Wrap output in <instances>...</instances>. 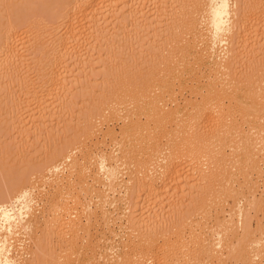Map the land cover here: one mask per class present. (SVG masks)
Listing matches in <instances>:
<instances>
[{
	"label": "rangeland",
	"instance_id": "1",
	"mask_svg": "<svg viewBox=\"0 0 264 264\" xmlns=\"http://www.w3.org/2000/svg\"><path fill=\"white\" fill-rule=\"evenodd\" d=\"M72 2H73V0H0V41L3 40V37L4 36H7L8 35L7 34V32H8L7 29L9 27H12L16 31V35H17V42H16L17 48H20V46L23 45L21 43H24V45H26L24 51H26V49H27L28 46H29V49H27V51L28 52L30 51V54L26 51L27 54H26V57H25V58H27L30 55L29 56L30 58L28 57L27 60H25L24 62L19 63L20 65L18 64V70L13 69L15 71L14 72L11 68L10 69H6V71L4 70L5 72L3 71L2 72L3 74L1 75L2 76L1 77V80H2V83L4 82L3 83L4 85L3 86L1 85L2 86L1 88H2L3 91L0 88V198L3 201V204L0 206V220H1L0 221V223H1L0 224V227H1V229H0V238L1 239L3 238L7 242H10L11 240H13L12 238L15 237L14 238L15 239L14 240V244H17V243L18 244L15 245L14 250L12 252V255L14 257L16 256L15 258L18 259L19 262H21V263L23 262V264H70V261H71V257H70L71 250L69 249V246H70L71 243L70 244L69 243L67 244L68 239L65 242L66 244L63 243L62 240H61V237L62 236L58 235L59 232H58V230H56L57 228L56 227L53 228V229L52 228L51 229L48 228V226H47L48 223L47 222H50L51 219L52 220H58L59 217H60L59 220L62 219V218L65 219V217L67 218V216H70L72 213H76V211H77V216H80V217L83 218V220H85V216L88 215V212H90V211H87V209H88L87 206H89L87 204L89 203L91 205V211H92L91 212L92 219H91V222H90L91 224H89L91 226L89 228H90V231H92V234L89 237H90V240L94 242V245L95 244L97 245V246L95 245V247H96V251H95L96 252V259H93V262H92V259H90L91 260L90 261L89 258L86 259L85 257H83L82 259L84 261L81 260V259L76 260V262L77 261H80L79 263H76V264H80L81 261H83L82 262V264H83L85 262V259L87 261L88 260L90 261V262H87L86 261L85 262L86 264H90V263L91 264H93V263L94 264H102L104 262V260H105V257H109V259H111V261L108 262V264H119V263L120 264H126L125 263L126 262L125 259L124 260H121L123 258H120V260H118L119 259L118 257L115 258V256H117L124 249V246H123L124 243L125 242L126 243L127 242H130V240H131L130 234L127 232V230L125 231V228L122 227V224H121L123 222L124 218H121L122 215H121V217H119V216L117 217L115 215L117 213V211H118V213L121 212V208H124V206L126 207V204L124 205L125 201H124V198H123V197H125V195H121V193L124 194V191H126L127 188H130L131 190H134L135 189L133 191V194H134V197L136 195V198H137L138 195H139V193L143 190L144 193L143 192H141L143 194L140 193L141 194L140 196H141L142 199L140 198V200H138V206H140V203L141 204H144L143 201H145V199H146L145 196L147 195V193L145 191H146V188H147V185H148L147 182H151V181H152V183L154 182L153 184H155L154 186L157 189H160L161 187H163L165 185L164 182H166L167 186L169 185V187H167V189L165 188V190H168V192L165 193V195L167 194V196L169 198L168 200L171 199L172 201L170 200V201L166 202V199L167 198H165V197H167V196H165L164 198H162V200H160L161 197H159L158 200H157L156 197L162 195V193L160 195V191L162 190V189H160L159 190V195H157L155 197L156 200H154V201H157V206L156 207H158V208L155 207V210L152 212V214L154 216L151 214L152 215L151 216L152 217L151 218L152 221L150 223V224H153V223L156 224V228L157 229H155V231H154L155 233L157 231L159 232L161 229L163 230V228H164V230H165V228L168 229V230H165L166 233H168V234H166L167 236H165L167 238L168 242H167V240H166L165 237L160 236L161 233L165 232L164 230L163 231H160L159 235H158V232L156 234V236H159V240L158 241L160 243L161 242L164 243V240H165V245H166L165 249H163L165 245H163L162 243L160 244L158 242V244H160L159 245L160 248L163 246V248H161L162 249V252H161V249H160V251H159L160 253H158V256H160V254H162L161 256H163L165 258V261L167 260L168 263H171L172 262L171 264H174L177 261L175 259H179L181 261L180 264H184V262H186L187 259H186V257L181 256L183 254H181L180 251H178L179 247L181 248V246L179 245V244H181L180 242H184V245H186V243H187L188 246L194 248V245H195L194 243H195V240L198 237V235H201L203 233H205V234L208 233L210 235L211 233H213L212 232V230H213L212 227H215L218 224V221L221 218L223 219V215L225 213H227V214L229 213L228 210H229L230 206H233L236 203H239L241 205H244L245 208H246L245 210L247 211L246 212L247 213V215H246L247 218L245 220V224L244 225L246 227L247 226L249 227V234L254 233L256 236H260L261 231L264 230V201H263L264 200V163H263V160L264 159L262 158V157H264V155H263L264 150H262L260 152L261 154L259 153V160L261 159L260 160V166H261L260 168L263 169L262 172L259 173V174L256 173L257 170H256V172L254 171L255 169H253V165H252L253 163L252 162H250L248 164H245V161L243 162L244 157H243V154L242 153H241V157H240V155L238 156V158L243 162V164H241V165L239 164V165L242 166V167L243 166H246V167H243L244 168L243 171H246L247 170L248 173L250 174L249 177L252 179L251 182L255 181L254 182V188L257 186L256 187L257 190L255 189V191H257L255 193V196H256L257 199L256 198L254 199V197L252 196V193H253L252 190L254 189L252 187V183H249L248 181H246V177H244V176H246L245 173H247V171L244 173L243 171H241L242 170V167H240L241 170L239 168L233 167L235 170L236 169L238 170V171L236 170L237 174L240 172L238 175L235 176V178L238 177L234 181V185L236 187L235 188V192L234 191H233L234 193L232 192L233 193V196L231 194L229 195L230 197L227 196V198L229 200V203H226L225 204V207L228 210H227V212L226 211L225 212H220L221 214H219V216H220V219L218 218L219 220L216 219L217 218V214L215 212L216 205H214V204H213L214 206L212 205V203L214 201H212L210 198L209 199H206V201L204 200V202H203L204 204L201 203V201H194V202H192L200 194H198V191H195V192L192 193L191 190H190V188L192 187V185H194V182L195 183L197 182L196 181L197 177H195V176L193 177L192 176L193 175V171L190 172L191 174L190 173L187 174V176L190 174L192 177L191 176L190 177L188 176L189 178L186 179V174L185 173H187L189 171H187V172L184 171V168L187 167L186 160L188 159L186 157V155H184L185 152L182 153L181 158L180 157L177 158L178 162L176 163V164H178L177 166H179L180 168L182 167L183 173L185 172L184 173L185 175L182 173V169L180 170V168L178 167V169L181 171V172H179V170H178V172L181 175H179L177 173H175L176 175L175 174L173 175V177L174 176L175 177L177 176L176 178L174 177V179L176 181H174L173 179L170 180V178L172 176H170V178L167 181L165 180V179L168 178L163 173L164 172L163 168H164L165 164H162V166L164 165L163 167L160 165V167L157 170H154V171H151V172L149 170H146V169H148L147 166H146V164L148 163L147 162V159L149 158L148 156H150L151 152L153 151V149H151V148H155L157 146L158 147L159 146L162 147V145L165 147L167 145L166 144L167 137L165 135H162V134H164V131H165L166 128L167 129L171 128L168 131L169 132L170 131L173 132V135L172 136H174V138H177L178 139L179 137H181L183 135V132H179V131H182L183 130V127L184 126L183 127L181 126L183 124V122H181L182 124H180V126L175 127L176 125L174 124V122L173 121H169L170 119L171 120L173 119L171 116L167 117V120L168 121L166 119H163L164 120V123L165 124L167 123L166 124L167 126L165 127V129L163 128L164 126L162 127L163 129H159L161 127V125L159 126L156 123L157 121H156V118H154V117H155V115H157V111H155V110L158 109L159 110L158 111L159 115L161 114V116H162V111L164 109H166V111H167V108H168V113H169L170 110H172L171 112H173L174 107L177 108L176 107L177 104H178L177 102H179L180 103V106H181L180 107L181 112H180V116L179 117H184L185 116V113H186L185 110L188 109V111H190L193 103L194 104L197 103V102H198V104H201L202 103V101H200V98H201L200 92H198L196 94V91H195V93H194V87L196 86L197 83L195 81H192L191 79L189 81V78L186 77V74H183L184 75L183 77L180 76V78L182 77L181 79L183 80L182 81L180 79V83L182 82L180 84L179 83V77H176L177 76L176 75L177 70L175 69L176 70L175 71L173 69L174 67L172 69H170L173 65L175 66V64H176V60L175 59H177V56H176V54L174 53L173 50H174V48L177 47L176 46V43L179 42L178 41L179 39H177V42H176L175 41L176 40L175 38H177L176 37L177 34L175 35V33H174V35L172 37V35L169 33L172 29H170V27L168 28L167 26L169 24H172L173 25V22L171 23L169 21L170 23H167V26L166 25L165 26L163 25V24H165V23H163V21L165 22V20H166V22H167L169 20V19H165L164 18V17H166L168 15V13L171 14V17H170V15L167 16L168 18L170 17V19H171L172 17H174V14L172 15V13H171L170 10H172V11L178 10V12H176V11L175 12L176 13L182 12V15H184L185 14L184 11L186 12V10H188V8H190L189 1H187L188 4L185 3V2L182 3L183 1H181V0L178 3H174L175 1L173 2L172 0H154L153 3L152 2L151 3H148V0H144V1L140 0V1H138L137 3H139L140 5L144 4L145 6H148L152 10L153 13H151V16L148 15L149 17L154 18L152 16H155L156 14H157L156 16H158L157 19L155 18V19H152V20H151V18H150V20H145L144 18H140V19H144V20L137 19V21L140 20L138 22L139 24L137 23L138 27H136V24H135V27L130 25V24L134 25V22H132L133 19H132V21L131 20L129 21L128 19L129 18L131 19L133 17H137L136 14H135V16L130 17L131 14H132L131 11H130V9H126L124 11L117 10V13L116 14H114V13L113 14H110V17L111 18H113V17L114 18L116 17V19L118 18L117 19L118 22H116V20H115V23L113 22L114 24L113 25H110L111 27L109 29H110L111 33H115V32H118V30H120V25H121L120 23L123 22L125 24V22L127 23V21H129V23H127V24H129V26H127L126 24L125 25L127 26V28H126L128 30L127 32L130 31L129 32L130 34L132 32L134 33V34H132V36L134 37V38L132 37L133 40L130 37L131 35L129 34L130 35L129 36L124 31L125 30V27L123 26L124 25L123 23H122L123 24L122 26H123V29L124 30L121 29L122 31L119 34H121V36L125 34V36L127 38L129 36L130 37L129 40H131V43L136 44L134 46H136L137 48H138V46L140 47V45H138L135 42L136 37H137L136 34H140L138 36H140L142 38V41H144V38H145V40H147L148 42H150V44L148 45L146 43L147 41L146 42L144 41L145 43L141 41V43H142L141 45H144V46L146 45L149 48L147 49L146 46H145V48H142V49L140 48L139 50H137L138 52L139 51L140 52L139 53H137V51L135 52L136 57H133V56H130L129 55V52H128L129 49L127 48L128 47L127 45L128 44H131L130 41H128V43L125 44V41H127V40H125V41L122 42L121 39L118 38V37H117L118 38L117 41H114L115 42L114 43L115 44L114 47L111 46V45H109V44H107V42H103L101 40H99V41H95L94 39L92 40V39H90V37L91 38H93V37L90 36V35H88L89 37L87 39H86V35H85V38L84 39H86L85 40L86 43H85V41H82V40H84V39H82L81 40V45L78 43L79 41H75V43H74V41H72L74 39H72L70 41V45H74L73 48H75L76 50L74 51L73 49H71V53L69 54V56L67 58V64H65L68 70H65V69L64 70L66 72L67 71H70V70L71 71H76V68H78L77 70L80 72L81 76L78 75L79 73L77 71H76L77 72V75H76V73H74V74L71 73V74H69V76L71 75L70 77L69 76L68 77L66 76L65 77L66 79L67 78L68 79L71 78V79H70V81L69 80L66 81L67 82L66 83L67 85L65 84V81H64L63 82L64 85H62V86H63V88H64L65 85L67 87H65L64 90H62V88H61L60 90H58V93L55 92L56 95L55 94H53V95L51 94V95L46 96V101H48V103L46 104V106L49 108V109H47L46 106H44V104H43V102H45V100L44 101L41 100L42 102H40V99L35 98L34 97V94L39 89H40L39 91H41V85H42L41 81H43V79H42V72L43 71L42 70H43V68L46 65L48 66L49 54H50L49 47H51V43H52L51 41H48L49 40V34L54 37V35H56L55 34L56 29L57 30L62 29L63 32H64V30H66V29H63L64 26H65V24H66V21H65L66 18H65V16L69 12V10L71 9L70 7H72L71 6L72 5ZM154 2H156L157 4H155ZM171 2H172V4H171ZM190 2H191V0H190ZM173 4H174V6H173ZM252 4L249 3L248 5L251 6ZM160 9L162 10L160 13H164L163 12L164 10L166 12L168 11L167 14L165 13V16L163 14V16H164L163 18L164 19H160L159 18V11H160ZM206 10H205V12H203L200 15V16L203 17L204 20H207V18H210V16H211V15L210 16L208 15V14H211L210 11H208V10L206 11ZM207 12H209V13H207ZM176 13H175V15H177ZM111 15H114V16L112 17ZM179 15H181V14H179ZM179 15H178V17H179ZM160 16H162V14ZM178 17H176V18H178ZM137 18H139V17H137ZM145 18H148V17H145ZM158 19L162 21L161 24L164 27H162L161 25L154 26L155 29H156V27H161V29L160 28L158 29V31L160 33L156 31V33H157V36H156L155 33L153 32L155 30L148 29V27L151 26V25L149 26L148 24L149 23L151 24L154 20L158 21ZM125 20H127V21H125ZM80 21L81 22H75V24H76V27H78L77 29L81 31L84 28L86 29V27H88L89 20L87 22V20L85 21V19L82 18V20H80ZM173 21H174V18H173ZM252 21H253L252 22L253 25L255 24L256 26H258L257 27L258 29L256 28L258 30L257 31L258 32L257 33L258 36L256 35L255 38H253L252 40H250V43L248 41V43L250 45L252 44V46L248 50H246L244 48L240 49L242 52H244L243 53L244 55L247 52H248L247 53L248 55L246 54L245 57H244V55L241 52V54L243 55L242 57L244 59L241 63L244 64V66H242V64H240V65L238 64L237 70H235L237 72V74H238L236 78H238L240 80L239 81V83H240L239 86H242L243 89H245V91L247 93L244 92V91H241L242 90V87H238L240 91L237 89L238 90V93L234 92L233 95L235 96V94H236L237 95V99L239 97L238 95H240V99H238L237 102H236V101H234V99H233L234 97H233L232 98V102H231V104L234 105V108H232V109L236 111L235 113L237 115V119H238L237 121H239L240 123L242 121V123L244 124L245 122H243V120L245 121V119H247V118L249 119L250 118L249 120L247 119L248 120V123L246 122L244 124V126L246 128L248 126L251 127L252 124H254L256 126L255 128L261 126V125H258V124H261V123L264 124V117H263L264 108L262 109V107L260 105V104H264V103H262V102H264V96H259V99H258V96L257 97L254 96L255 94H253L252 91L249 90V89H251V84L258 79V76L255 75L259 71V67L257 69V66L258 65L257 66L255 65V64H257L256 62H257V59L258 58L256 59V61H255L254 58H256L255 56H259V55L261 56L262 55L261 54L262 52L259 53L258 50H257L258 49L257 48V46H258L257 44L264 43V40H263L262 35H261V34L264 33L263 32L264 31V27H263L264 26V22H263L264 21V18H263L262 13L261 12H258V10H257L255 12V14H254V18H252ZM130 22H132V23H130ZM80 25H81V27H80ZM122 26H121V28H122ZM173 26H175V24ZM130 27H134V28H130ZM167 28L170 31L167 32ZM174 28H176V26ZM123 31H124V34H123ZM151 31L154 34H152ZM52 32H53L54 35L51 34ZM141 32H144V33H141ZM57 36L58 35H56L54 38H56ZM125 36H123L121 38L126 39ZM174 36H175V38H174ZM37 37L39 39L41 37V40H40L41 42L42 41H44V42L45 41L46 42L48 41L47 42V45L48 46H47L46 49L44 48L45 50L42 49L41 51L38 50V52L32 53L33 50H34V47H32L34 45H32V44H34V43L36 44L37 43V41H36V39H38ZM53 37H51V38H53ZM140 37H137V40L139 39L138 40L139 43H140V40H141ZM178 37H179V35H178ZM51 38H50V40H51ZM250 38H251V36H248V39H250ZM32 39L34 41H32ZM119 39H120V42H119ZM19 40H20V43H18ZM30 40H31V42H30ZM155 41H157V43H155ZM32 42H34V43H32ZM83 42H84L85 45L83 44ZM19 44H21V45L18 46ZM27 44H28V46H27ZM75 44H77V45H75ZM82 44L84 45V47H83ZM171 45L172 46L174 45V46L172 47ZM182 45H183L182 42L181 43L179 42L178 46L181 47ZM31 47L33 48L32 51L30 50V49H32ZM170 47H171V49H170ZM23 48H24V46H22V48H20L19 50H20V52L25 53L22 50ZM70 48H72V47H70ZM79 51H82V52L84 51V53H78ZM107 53H109L111 55L106 57L105 54H107ZM77 54H79V55H81V54L82 55H85V57L84 58L83 57H81V58L79 57L78 58V57H76ZM148 54H150V55H148ZM114 55H116V56H114ZM150 57H151V59H150ZM173 57H174V59H173ZM77 58L80 59V60H77ZM130 58H131V60H130ZM134 58H135V60H134ZM224 58L225 57H222L223 60H225ZM117 59H118V61H117ZM88 60L89 61L90 60L91 61L93 60L94 61V62H92L93 65L97 61L98 62L99 61L101 62V60H102V63L105 60L106 61V64H107L109 62V60H110V62L108 63L109 65H107V66L112 65V66H110V67L107 68L106 67V64L98 63L96 67L93 66L92 64H89V66L91 65L92 67H94V75L97 76L96 79L92 76L93 77V82L92 83H94V85H91L92 83L90 85L92 87L94 86L93 89H88L87 87L89 86V88H91V86L90 85L87 86L84 83V82H86V78H85L86 75L85 74L87 73V75H88V74H90L89 73L90 71L92 72V70H91L92 67L91 66H90L91 69L88 68V67L85 68L86 65L83 68L84 62H86V61L88 62ZM95 60H96V62H95ZM78 61L81 64H77ZM253 61H255L254 66L251 65L253 63ZM3 62H4V60H3ZM0 64H2V62H0ZM171 64H172V66H171ZM4 65H5V63H4ZM249 65H251L252 68L249 69L248 68ZM168 66H171L168 70H170V71L173 70V71H171L172 74H169V75L167 73H165V72H169L166 69ZM255 66H256V68H255ZM86 69L89 70V71L87 72ZM256 70H257V72H256ZM11 71H13V72H11ZM17 72H18V74H17ZM13 73H14V75H13ZM163 73L165 75L167 74L171 79L173 78L171 75L174 74L173 75L174 76L173 80H171L166 75L168 77V80L169 81L168 80L165 81L167 79V77ZM19 75H21V76H19ZM65 75H68V73H66ZM163 76H165L166 79H164L165 77H163ZM25 77H28L29 78L28 79V82L29 83L26 85V88L23 85V87L25 88L24 89L21 86H22V84H24V82L22 83V81H25V79L27 80V78H25ZM4 78H5V80H4ZM19 78H22V79L19 80ZM23 78H25V79H23ZM158 78H163V80L165 81V83H164V81L161 80V82L163 81L162 83H164L162 85L164 86L163 88H165V91H164L163 88H159V84H161V82H160V80ZM175 78H176L177 82H176V80H174ZM186 79H188V80H186ZM74 80L75 81L76 80H78V81L79 80H82V82L79 81V83H80L79 85L81 87H79V85H76L78 87L74 86L75 83L78 84V82H75ZM150 81H151V83H150ZM156 81H159V84ZM191 81L193 82L192 84H194V87L192 86ZM70 82H74L72 84L73 86L71 85ZM171 82L174 83V84H172L173 86L171 85ZM186 82H187V84H186ZM242 82H243V84L245 83V85H243V84L241 85ZM82 83H83V85H82ZM147 83H150L149 86H150V88L152 90L151 91V94L153 96L152 95L151 96L150 95L147 96V95L144 94V92L146 91V90H144L145 89V85H146V88L147 87L149 88V86H147ZM152 83H155V85L151 86ZM156 83H157V85H156ZM84 84L87 87L84 86ZM166 84L169 85V88H167L168 86ZM189 84H191V85H189ZM249 84H250L249 87L248 86L245 87L246 85H249ZM31 85H32V87H34L33 89L31 87ZM188 85H189V87H188ZM204 86L205 85H203V86L201 85L200 87L198 86L200 88V89L199 88L198 89L199 90H202L203 93H205V91H206V88ZM172 87L174 89H172ZM191 87H193V90H192ZM201 87L202 88L204 87L205 89L204 88L201 89ZM27 88H29V89L27 90ZM34 89H35V91H34ZM66 89H69V91H68L69 93L67 92ZM170 89H172V90L170 91ZM195 89H197V88H195ZM162 90H163V93H162ZM1 91H2V93H1ZM26 91H27V93H26ZM130 91H132V92H130ZM142 91H143V93H142ZM63 92L64 93L66 92V93L64 94ZM126 92H128L127 94H131L133 97H135L136 94H139L140 95L142 93L140 95L142 99L138 95V97L140 99L135 98L134 100H136V104H134V105H137V102H140V104H141L142 101H140V100L146 99V102H145L146 104L143 103L145 101L144 100L142 102L143 104H141V106H140V104H138V105L140 106L139 108H142L143 105L144 106L146 105L147 107H145V108H146L147 111L144 109V107L142 108L141 111L139 109V111H140L139 112L137 110L138 109V106L137 107L135 106V108H131V106H127V107H130L128 109H131V110L132 109H136V111L135 110L134 111L137 112V114H139V115H141V113H146V114H142L140 116V119L139 120H141V121H137L140 124L136 122L137 124H139V127H138V125L136 126V124H134V126H133L132 123H134V122L128 123L129 120L127 122L126 117H128V113H129V111L127 112L128 109L123 110V111H126V112H123V114H122V112L121 113H118V114L117 113L114 114L113 112H110V110H109L110 113L107 111L108 112L107 115H106L107 117L106 116L105 117L104 116L102 117V116H100L98 114V109L100 107V103H103V102H107L108 101L107 104H110L109 106H111L113 104L111 102L113 100L112 97H113V95L115 93L116 94L117 93L118 94L119 93L120 94H122V93L123 94L124 93L126 94ZM60 93L61 94L63 93L62 95L65 96L66 99L63 96H60L61 95ZM145 93H147V92H145ZM170 93L173 94V95H171ZM244 93L247 94V95H250V96H251V94H253L251 96L253 99L250 96L249 97L252 100L249 99V97L247 95H244ZM248 93H250V94H248ZM57 94H58V96H57ZM148 94H150V91L148 92ZM35 95H37V94H35ZM142 95H144L145 98H143L144 96H142ZM51 96L54 97L55 100ZM109 96H111V97H109ZM146 96H147V98H146ZM154 96L155 97L157 96L159 99H157V97L155 98ZM48 97L49 98L51 97L52 99H49ZM196 97H197V99H196ZM246 97H248V99ZM148 98L150 99L151 102L148 101L149 100ZM151 98L152 99L154 98V100H156V99L157 100H161L162 99L161 101H158L159 106L156 104L157 102H155L153 100V102H154L153 105L155 106V107H153V109L155 108L154 111L156 113L155 112L152 113V111L149 112V110L152 109V105H151L152 104V99ZM235 98H236V96H235ZM28 99H29L30 103L27 102ZM47 99H49V100H47ZM60 99H61V101H59ZM188 99H190V100H188ZM241 99H243L244 103L246 102L244 105L242 104L243 101H242V103L239 102ZM262 99H263V101L259 104L258 102H260ZM34 100H35V102H34ZM56 100L58 101V103H57ZM186 100H187V102L190 101L191 103L192 102L193 103L190 104V102H189L187 104L188 106H186V103H187ZM196 100H197V102H196ZM253 100H258V102L256 101V104H253L252 105L253 107H251L252 108L251 109L250 106H247V105L248 104L251 105L250 102L254 103ZM10 101H15V102H10ZM226 102L228 103L229 100L227 99ZM61 103H63L62 106H65L66 108L65 107H61ZM148 103H151V104H149L151 106H149ZM189 104H190V106H189ZM238 104L241 105V106H237V109H238V107L239 108L241 107V109L243 111H244V109H243L244 106H245V108L249 107V108L245 109V111L249 109L248 110V113L250 114V111H251V114H250L251 116H249V114H245L247 111L245 113L244 112L243 113H240V111L242 112V110L239 109V111H238L236 109V105H238ZM233 105H231V106L233 107ZM25 106H29V107L26 109ZM40 106L42 108H44L45 114L42 113L43 111L41 112V107ZM156 107H157V109H156ZM158 107H160V108H158ZM259 107H261V108H259ZM16 108L17 109H19V108L20 109L25 108L26 110L23 109V112H25V113L28 112V113L25 114V117H24L25 119H23L24 123L22 121H18L19 122V124H18L17 121L13 120V118L11 116V113H10L12 110H10V109H13V112H14L16 110ZM62 108L65 109V110H63ZM257 108L259 110L261 109V111H262V113L260 115H258L259 112H257V113L254 114V111L255 112H256V110L258 111ZM160 110H162V111L160 112ZM178 110L179 109L177 108L176 111H178ZM191 110H193V107H192ZM166 111H164L165 114H166ZM147 112L150 113L149 116H148ZM182 112L184 113V115H182L183 114ZM61 113H62V117L60 118V123L58 124L59 125V127H58V126H56L58 122H56L55 119H56V117H58L57 115L60 116ZM41 114H43L44 117H46L48 115V117H46L45 119H43V118L41 119L40 116L41 117L43 116ZM50 114L51 115L54 114L52 116L54 120L51 118V116H49ZM244 114L246 115V117H245ZM98 115H99L100 118H98ZM108 115H109V117H108ZM29 116H32V117L31 118H28ZM150 116H151V118H150ZM161 116H159V118H158L159 119V121H158L159 123L163 122V121L160 122V120L162 119ZM252 116H254V117H252ZM157 117H158V115H157ZM244 117H245V119H244ZM255 117L256 118L258 117L257 118L258 120ZM37 118H39L40 120L37 119ZM123 118H125V119H123ZM146 119H147L148 123L146 122ZM149 119H150V122H149ZM154 119H155V122H154ZM175 119L176 118H174V120ZM259 119H260V121H259ZM43 121H44V124L43 125L46 126V127L42 126ZM102 121H103V123H102ZM47 122H48V124H47ZM258 122H260V123H258ZM96 123H98L99 125L96 124ZM94 124H96L97 127L99 126L98 128L100 130L98 129L99 130L98 131L99 133L97 132L92 137L90 135V132H92L91 130L94 127ZM101 125H102V127H101ZM131 125H132V127H131ZM142 125L144 127H147L149 125V127H147V129L149 128V130H146V128L144 129V127ZM155 125H156V128L158 126H159V128L156 129L155 128ZM151 126H153V127H151ZM43 127L45 129H43V131H39V129L41 130V128H43ZM36 128H38V129H36ZM134 128H136L137 131L139 129H141V130L143 129V130L142 131L140 130L138 132L135 131L137 133L135 134V132H134V134L132 135L133 137H132L131 134L135 130ZM150 129H151V131H150ZM44 130H45V132H44ZM50 130L52 132H50ZM130 130L131 131L133 130V131L130 132ZM144 130H145V132H144ZM152 130L155 131L154 134H153V131ZM160 130L163 131V133ZM27 131H28V133H27ZM46 131H47V134H46ZM147 131L149 132L148 134H150V135L151 134H153V135L156 134V135H159V137H157L155 135L156 136V140H155V138H154L155 136L151 135V137L153 139H150L149 140V138H151V137H150V135L146 134ZM104 132H106L107 134L104 133ZM143 132L146 134V135L144 134L145 136H143V138L146 137L145 139H142L141 138V136H142L141 134H143ZM172 132H170V133H172ZM38 133H40V134H38ZM48 133H49V135H48ZM138 133H139V136H138ZM104 134H106V135H104ZM128 135H130L131 137L130 136L128 137ZM134 135H135L136 138L138 136V139L141 142L144 143V144L143 143L142 144L145 147L142 144H141L142 146H139L140 145L139 144L140 141H136L138 139L134 138ZM147 135L149 136L148 138H147ZM126 137H128V139ZM96 138H97V140L95 142V139ZM120 138H121V140H120ZM158 138L160 139L159 143L157 142L158 141L157 140ZM114 139H116L117 141L115 142ZM100 140H102V142H104L106 144H103ZM134 140L136 142H138V143H136V145L134 143L135 142ZM153 140H155V141H153ZM81 141H82V143H81ZM97 141H98V143H97ZM161 141H162V143H161ZM75 142H77V143L80 142L79 144H81L80 147L77 149L78 151L76 150V152L74 154L75 156L77 155L76 156L77 158H79L81 160H84L83 162H81V160H79L80 163H81L80 166H82L81 169H77V170L75 169L74 170V166H72L73 165L72 164L73 162L67 161V162H65V165L62 166V169H60V167L58 168V169H60V171L58 170L59 173H60L59 174L60 175V178L59 179H57V178L55 179V177H53L51 175V172L50 171H52L51 169L54 168L52 166L49 168L48 171H44L43 172V167L46 164L45 161L47 160V157L48 158H49V156H52L53 157L54 154H55V152L58 151V149H63V150L66 149L65 151H67V149L68 150L70 149L69 147L72 144H73L72 145L73 147L75 146L74 144H76V146H77V143H75ZM129 142H131V143L129 144ZM132 142H133V146L134 147L131 146L132 145ZM154 142H156V144H152L153 147H152V145L151 146L148 145V143L150 144V143H154ZM94 143H95V145H94ZM100 143L102 145H100ZM96 144H98V146ZM122 144H124L126 146V148L129 150V153H132L133 156L131 154H129V155L128 154L127 155L122 154V153H124L123 150H125V148L123 147ZM126 144L127 145L129 144V145L127 146ZM135 146H136V148H135ZM120 147H121V149H120ZM164 147H162V148H164ZM169 148L171 150V147H169ZM172 148H173V146H172ZM179 148L181 150H184L185 151L186 146L184 145V147H183V145H182ZM143 149L144 150L146 149L145 151H147V152H145ZM112 150H113V153L115 154V156L112 153ZM148 150H150V151H148ZM94 151H96V152H94ZM101 151L103 153L107 154L108 157H111L112 156L110 158L111 159V162L110 163H112V164H114V163L116 164L115 160L120 157L119 158L120 160L117 159L118 162H119V163L118 162L117 163H118L119 170H120V171H118L119 172V178L120 179H124V180H126V179L128 180V181L127 180L126 181L123 180L124 183L125 182H127V183L124 184L122 182L123 185L118 187V190L121 189L120 190V194L116 192V199L118 197V200H116V206H118L117 207V210H115L114 206L110 205L109 203L106 206V208L109 207L108 208L109 209V213H111V214H112V210L113 209L115 210L113 212V214H114V217L116 216V218H117L116 221H115V219L113 221H111V225H109L110 228H111L110 231H109V228H108L109 226H107V224H106V219L104 218L105 216H103V209H105L104 208L105 206H102V204L100 206L96 202L97 200H98V203L100 202L99 199H98V196L96 194H99L98 191H100V190L102 191V188L101 187H103V186H102V184L95 183V182L93 183L94 185L90 186L92 184L91 181L93 180L92 177H94V175H93L94 173H92V172L97 171V168H96L97 166H95L97 159H95V158L96 157L99 158L98 157V154L99 153L101 154L102 153ZM135 151H137V152H135ZM164 151H166V150H164ZM227 151H228V153L231 152L230 149H229V146H228V150ZM88 152H90V153L88 154ZM149 152H150V154H148ZM95 153H96L97 156L95 155ZM90 155L95 156V158H93V156L91 157ZM162 155H164V153L161 154L160 156H162ZM88 156H90L91 159ZM126 156H129V157H126ZM138 157H140V158H138ZM82 158H84V159H82ZM242 158H243V160H242ZM93 159H94V161H93ZM90 161L93 162V163H91ZM44 162H45V164H43ZM69 163H70V165H69ZM204 163L205 162L202 161L201 164H204ZM238 163H240V162H238ZM55 165L56 164L54 163L53 166H55ZM197 165H198V163H196V166ZM247 165H249L250 167L247 166ZM191 166L192 167L193 166L195 167V165H193V164ZM72 167H73V169H72ZM236 167H238V164H237ZM142 171L144 173H142ZM147 172H150L149 173L150 175ZM133 173H134V175H133ZM70 175H72V176H70ZM122 175L124 176V178H123ZM146 175H148V176H146ZM127 176L129 178H127ZM30 177L35 178L36 179V184H38L36 186V188L34 189V194H31V196L27 198V200L30 203H32V204H30V207L27 210L28 214L26 213L27 216L29 215L30 224L26 228V230L24 228H21L19 226V224H14V229H13V231H14L13 232V235L14 236L13 235L9 236L8 235L9 233H8L7 229L5 228V226L6 227L7 226L10 227L13 224V223L10 222V215L16 216V213L17 214H20V215H23V213L20 211V209H21V207H22L23 204H22V199L21 198H17L15 200V202L11 205V206H14V207H12L13 209L11 207L9 209V210H12L13 213L12 212H8V209L7 208H8V205H10L9 204L10 201H8V199H11L12 194L15 193L17 190H20L21 187H22V185L24 184V182L28 178H30ZM102 177H104V175ZM61 178H62V180H61ZM132 178H133V180H132ZM138 178H139V180H138ZM143 178H146V179L144 180ZM184 178L186 180H189L190 181V184L189 185L185 182L186 180ZM129 179H131V180H129ZM140 179H143V181L140 180ZM177 179H179V180H177ZM59 180H60V182H59ZM137 180L138 181H141V183L140 182H137ZM142 182L144 184H146V185H144ZM172 182H174V183L172 184ZM138 183L144 185L143 186L144 188L140 192H137V189H138L137 186H139L140 189H141L142 185H140ZM126 184H128L129 186L127 187ZM99 185H101V186H99ZM134 186H136V187H134ZM207 186H205V188ZM93 187H94V189H93ZM98 187L100 188V190H97ZM121 187H123V188H121ZM205 188H203V189H205ZM169 193H171V195H169ZM91 195L93 197H91ZM131 196H132V193H131ZM121 197L123 198V201H122V198ZM181 197H183V198H181ZM234 197L236 198L235 201H234ZM178 198L181 199L180 201H182V202L178 201ZM125 199H127V197H125ZM147 199H148V196H147ZM183 199L185 201H183ZM218 199H219V196H218ZM260 199H261V201H262L263 204H261V202L259 204ZM87 201H89V202H87ZM135 201H136V199H135ZM175 202H176V204H175ZM195 202H197V203H195ZM209 202H211V203H209ZM180 203H181V207L182 208H180ZM192 203L194 204V206L192 205ZM207 203H208V205L209 204L212 205V206L209 205L211 208L207 205ZM6 204H8V205H6ZM177 204H179V205H177ZM31 206H32L33 209H31ZM199 206H201V207L199 208ZM86 207H87V209H85ZM102 207H103V209H102ZM183 207H184V209H183ZM206 207H209V209H211V210H212L213 207H215V208H213V211H212L213 213L210 214V215H207L206 214V211L203 210ZM261 207H262V209H261ZM136 208H137V206H136ZM30 209H31V211H34V212H30ZM177 209L179 210V212L177 211ZM181 209H183V210H181ZM88 210H90V207H89ZM180 210L182 212H180ZM30 213L32 214V216H30ZM188 213H191L190 214L191 217L189 218V220L187 222H185L184 224L181 225V223L179 222V220L181 219L182 216H180V214L183 215V216L184 215L187 216V215H189ZM113 214H112V216H113ZM155 216H158V217L155 218ZM160 216L161 217L163 216V218H161ZM176 217H178L179 219L176 218ZM153 218L156 219V220H154ZM161 219H163V220H161ZM226 219H227V217H226ZM215 220H216V222H215ZM178 222L180 224H178ZM247 222H248V225H247ZM108 224H110V222ZM260 224H261V227H259ZM89 225H87V228H88ZM113 227H114V229H113ZM192 227H195V229H196L195 231L196 232H191ZM119 228H121V229H119ZM172 228H173V230H172ZM180 229H181V231H180ZM26 231L29 232V233H27ZM115 232H119V233L115 234ZM196 233L198 234V235H196L197 237L195 236ZM243 233H244V230L242 228H240V229H238V231L232 233V235L230 236V240H232V243L234 242L233 245L235 244L236 247H238V249L240 247L239 246L240 244H239L238 241H239V238H241V236L243 235ZM67 235H69V234H67ZM111 236H113V238ZM114 236H115V238H114ZM201 236H205V235L203 234ZM9 237H11V238H9ZM36 238H37V240H36ZM87 239H89V238L87 237ZM87 239L86 238L83 239L84 241H83L82 244H84V246L82 244H80L82 246L79 245L78 248L80 250L79 249H78L79 251L77 250V254H82L83 255V253H85L84 255H86V253L87 254H91L92 253V249L91 248H90L91 250L88 249V247H91L90 240L88 241ZM107 239L108 240L110 239L112 241L111 242V245H110V241H108ZM177 239H179V240H177ZM245 239L243 237L241 239L242 242ZM241 240H240V243H241ZM246 241H245V244L241 243V245H246L245 247L247 248L248 246H251V245H249L247 243L248 241L247 242ZM80 242H82V241H80ZM97 242H98V244H97ZM112 243L114 244L113 246H112ZM170 243L171 244H176L177 243L178 245L176 244L175 246L176 247L179 246V247L176 250L177 251V255H176V251H174L175 254H173V252H172L173 256H172V254H169L168 257H167V255L165 253H167V252L171 253V251L175 250V246L170 245ZM87 245H89V246H87ZM106 245L107 246L110 245L111 247H113L112 250H109V249L106 248L107 250L104 251L105 247H107ZM226 245H227V243H226ZM167 246L168 247L171 246V247H169L170 249L168 248L169 251H166L167 250ZM97 247H99V248H97ZM196 249L197 248H195V254L200 253V252L196 253L197 252ZM85 250H87V252H85ZM197 250L199 251V249H197ZM129 251L131 252L132 249H130ZM192 251H194V249ZM80 252H82V253H80ZM107 252H108V254H107ZM97 253H99L100 255L101 254L103 255L105 253V256L104 255L102 257L101 256H97V255H99ZM178 253H179V255H178ZM191 254H192V252H191ZM193 254H194V252H193ZM203 255H204V252L202 254H200L202 261L199 262V264H203V262H204V264H244L243 263L244 262V258L241 257V254H239V252L238 253L237 252H234V254L232 252L230 254V256L228 254L226 256V258H225V261H223V260L220 261L217 256H213L214 258L213 257L212 258L214 260H212L211 256L209 258V257H207L206 254L204 256ZM74 256H76V255H74ZM161 256L159 258L162 260L163 257L161 258ZM174 256H176V257H174ZM111 257H113V258H111ZM180 257H182V258H180ZM202 257H203V259H202ZM204 257L206 259H204ZM183 258H184V260H183ZM207 259H209V262L207 261ZM112 260H114L113 263H112ZM161 260L159 261V262H161V264H162V262L164 264H166V262L161 261ZM261 260H263V259H261ZM257 261H260V260H257ZM0 264H4V260H1L0 261ZM261 264H263V263H261Z\"/></svg>",
	"mask_w": 264,
	"mask_h": 264
},
{
	"label": "bare ground",
	"instance_id": "2",
	"mask_svg": "<svg viewBox=\"0 0 264 264\" xmlns=\"http://www.w3.org/2000/svg\"><path fill=\"white\" fill-rule=\"evenodd\" d=\"M138 1H140V0H138ZM137 0H73V2H72V7H70L69 9V12L66 14V16H65V18H66V24H65V26H64V28L63 29H66V30H64V32H63V30L62 29H60V30H57L56 29V32H55V34L56 35H58L56 38H54L56 35H54L53 34V32L51 33V34H53L54 35V37L53 36H51L50 34H49V40L48 41H51L52 43H51V47H49V52H50V54H49V61H48V66L46 65L44 68H43V72H42V79H43V81H41V83H42V85H41V91H36V93L35 94H37V95H35L34 94V97L35 98H38V99H40V102H42L41 100H45V102H43V104H44V106H46V104L48 103V101H46V96H48V95H53V94H55L56 95V93L55 92H57L58 93V90H60L61 88H62V90H64V88L65 87H67L66 85V81L67 80H69L70 81V79H66L65 77L67 76H69V74H74V73H76V75H77V72L79 73L78 75H80L81 76V74H80V72L77 70L78 68H76V71H71L70 69V71H65V70H68L67 69V67H66V65L65 64H67V58H68V56H69V54L71 53V49H73L74 51L76 50L75 48H73L74 47V45H70V41L72 40V39H74V40H72V41H74V43H75V41H79L78 43L81 45V40L82 39H84L85 38V35H86V39L89 37L88 35H90V36H92L93 38H91L90 37V39H94L95 41H99V40H101V41H103V42H107V44H109V45H111V46H115V42L114 41H117V39L118 38H120L121 39V41L123 42V41H125V40H127V41H125V44H127L128 43V41H130V43H131V40H129V38L131 37V39H132V34H134L133 32L130 34L129 32H127L128 30L126 29L127 28V26H129V24H127V23H129V21L131 20L132 21V19H133V21L132 22H134V25H132V24H130L131 26H134L135 27V24H136V27H138V25H137V23L140 21V20H150V18L151 17H149L148 15H150L151 16V13H153L152 12V10L148 7V6H145L144 4H142V5H140L139 3H137L138 2ZM142 1H144V0H142ZM153 1L154 0H148V3H153ZM174 3H178V2H180V0H172ZM181 1H183L182 3H187L188 4V2L187 1H189V5H190V8H188V10H186V12L184 11V15H182V12H180V13H176V12H178V10H175V11H172V10H170L171 11V13H172V15L174 14V17H172L171 19H170V17H171V14L170 13H168V15L167 16H169L170 15V17L168 18L167 16V18L166 17H164L165 16V13L167 14V12L164 10L163 12L164 13H160L162 10L160 9V11H159V18L160 19H169L167 22H166V20H165V22L163 21V23H165V24H163L164 26L166 25L167 26V23H172L173 22V25L175 24V26H176V28H174L175 26H173L172 24H169L167 27L169 28L170 27V29H172L171 31L167 28V32L168 31H170L169 33L172 35V37H173V35H174V33H175V35L177 34V38H175V36H174V38L176 39L175 41L177 42V39H179L178 41L181 43L182 42V46L181 47H179L178 46V44H179V42H177L176 43V48H174V53L176 54V56H177V59H175L176 60V64H175V66L173 65L172 66V64H171V66H168L166 69L168 70L170 67V69H172L173 67V69L175 70H177V72H176V77H179V83H180V79L184 76L183 74H186V77L187 78H189V81H190V79L192 80V81H195L197 84H196V86L194 87V84H192L193 82L191 81V84H192V86L194 87V93H195V91H196V94L198 93V92H200V96H201V98H200V101H202V103L201 104H198V102H197V100H196V102L197 103H191L190 101V104H192V107H193V110H191L192 109V107H191V109H190V111H188V109H186L185 111H186V113H185V116L184 117H179L180 116V112H181V109H180V103L179 102H177L178 104H177V108L179 109L178 111H176L177 110V108H175L174 107V110H173V112H171L172 110H170L169 111V113H168V108H167V111H166V109H164L163 111L162 110H160V112L162 111V116H161V114L159 115V113H158V109H157V107H156V109L157 110H155V111H157V115H158V117H157V115H155V117L154 118H156V123H157V125H161V127L159 128V126L157 127V128H159V129H165V127L167 126L165 123H164V120L163 119H166L167 120V117H169V116H171L173 119L171 120L170 118V120L169 121H173L174 122V124L176 125L175 127H178V126H180V124H182L181 122H183V124L181 125L182 127H183V130L182 131H179V132H183V135L181 136V137H179L178 139L177 138H174V136H172L173 135V132L172 131H170V132H172V133H170L168 130L169 129H171V128H169V129H165V131H164V134H162V135H165L166 137H167V142H166V144L168 145H166L165 147L162 145V147H164V148H162L161 146H157V147H155V148H151V149H153V151L151 152V154H150V152L148 153V154H150V156H148L149 158L147 159V164H146V166H147V168L148 169H146V170H149L150 172L151 171H154V170H157L159 167H160V165L162 166V164H165V166H164V168H163V170H164V175H166L168 178L167 179H165L166 181L170 178V176H172L171 178H170V180L171 179H173L174 181H176L175 179H174V177H173V175L175 174V173H177V174H179V172H181L180 170L182 169V167L180 168L179 166H177L178 164H176L177 162H178V160H177V158L178 157H180L181 158V156H182V153H184V155H186V157L188 158L187 160H186V162H187V167H183L184 168V171H189V172H187V173H185L186 174V179H188L191 175V171H193V177L195 176V177H197V179H196V183L194 182V185H192V187L190 188V190H191V192L193 193V192H195V191H198V194H200L196 199H194L192 202H194V201H201V203H203L204 202V200L206 201V199H211L212 201H214L213 203H212V205L214 204V205H216V208L215 207H213V208H215V212H216V214H217V218L216 219H220V216H219V214H221L220 212H227V208L225 207V204L226 203H229V200H228V198H227V196H229L230 194L233 196V193L235 192V185H234V181L238 178H235V176L236 175H238L237 174V172H236V170L233 168V167H235V168H239L240 169V167H242V166H240L241 164H243V162L245 161V164H248V163H250V162H252L253 164V169H255L254 171L256 172V170H257V174H259V173H261L262 172V168H260L261 166H260V160H259V153L262 151V150H264V124L263 123H261V124H258V123H260V122H258L257 124L258 125H261V126H259V127H257V128H255L256 126L254 125V124H252V126L251 127H245L244 126V124L247 122L248 123V120L250 119H245V117H246V115L245 114H249L248 113V110H246L245 111V109H247V108H249V107H247V106H250V108L251 107H253L252 105L253 104H256V101L258 102V100H253L254 101V103H252V102H250L251 103V105H247L246 107L247 108H245V106L243 107V109H244V111L241 109V107L239 108L238 107V109H237V106H241L242 104L244 105L245 103H244V101H243V99H241L239 102H241L242 103V101H243V103L241 104V105H236V109L239 111V109L240 110H242V112L240 111V113H245L244 115H245V117H244V119H245V121L243 120V122H245L244 124L242 123V121H241V123L239 122V121H237L238 119H237V115H236V111L235 110H233L232 108H234V105L233 104H231V102H232V98L234 99V101H236L237 102V100L238 99H240V95H238L239 97H238V99H237V95L235 94V96H236V98H235V96L233 95L234 94V92H236V93H238V90H239V88L238 87H242V86H239V79L238 78H236L237 77V72L235 71V70H237V66H238V64L240 65V64H242L241 62L244 60L243 59V53L244 52H242L240 49H242V48H244V49H246V50H248L251 46H252V44L250 45L249 43H250V40H252L253 38H255L256 37V35H257V27L258 26H256L255 24L253 25L252 24V18H254V14H255V12L258 10V12H261L262 13V15H263V18H264V0H191V2H190V0H181ZM7 3V2H6ZM155 4H157L156 2H154ZM249 3H253L251 6L250 5H248ZM139 4V5H138ZM171 4H172V2H171ZM8 5V4H7ZM144 5V6H143ZM184 5V4H183ZM172 6V5H171ZM173 6H174V4H173ZM180 6V5H179ZM187 6V5H186ZM183 7V6H182ZM189 7V6H188ZM126 9H130V11H131V13L133 14H131V16L130 17H132V16H135V14H136V16L137 17H139V18H137V17H133V18H129L128 20L129 21H127V20H125V21H127V23L125 22V24L127 25H125L123 22V24L122 23H120L121 25H120V30H118V32H115V33H111V31H110V25H113L114 23H115V20H116V22H118V18L116 19V17L114 18L113 16L114 15H111L113 18H111L110 17V14H116L117 13V10H119V11H124V10H126ZM157 9V8H156ZM187 9V8H186ZM208 10V11H210V13L211 14H208L209 16H210V18H207V20H204L203 19V17L202 16H200L203 12H205V10ZM159 10V9H158ZM157 10V11H158ZM181 10V9H180ZM206 10V11H207ZM169 11V12H170ZM188 11V12H187ZM177 14V15H175V13ZM207 13H209V12H207ZM162 14V16H160ZM163 14H164V16H163ZM179 14H181V15H179ZM206 14V13H205ZM157 15V14H156ZM155 15V16H156ZM178 15H179V17H178ZM152 16V17H154V18H151V20L152 19H157L158 18V16ZM204 16V15H203ZM145 17H148V18H145ZM164 17V18H163ZM176 17H178V18H176ZM202 17V18H201ZM81 18V19H80ZM82 18H84L85 19V21L87 20V22H88V20H89V24H88V27H86V29L84 28L83 30H78L77 28L78 27H76V24H75V22H81L80 20H82ZM140 18H144V19H140ZM173 18H174V21H173ZM137 19H140V20H138L137 21ZM172 20V21H171ZM170 21V22H169ZM84 22V21H83ZM114 22V23H113ZM132 22H130V23H132ZM136 22V23H135ZM264 22V21H263ZM162 21L161 20H159L158 19V21H156V20H154L151 24L149 23L148 25L151 27H148V29H151V30H155V31H153L154 33H155V35L157 36V33H156V31L157 32H159L158 31V29L160 28L161 29V27H156V29L154 28V26H159V25H161L162 26ZM79 24V23H78ZM139 24V23H138ZM252 24V25H251ZM125 27V30L123 29V26ZM147 25V26H148ZM173 27H172V26ZM67 26V27H66ZM121 26H122V28H121ZM164 26H162V27H164ZM66 27V28H65ZM80 27H81V25H80ZM134 27H130V28H134ZM154 29H153V28ZM264 27V26H263ZM262 27V28H263ZM166 28V27H165ZM174 28V29H173ZM257 28V29H256ZM121 29H123L129 36H128V38L125 36V34H124V31H123V34L124 35H122L121 36V34H119L122 30ZM62 30V31H61ZM115 30V29H114ZM166 30V29H165ZM262 30V29H261ZM7 36H4L3 37V40L2 41H0V62H2V64H0V82L2 83V80H1V75L3 74L2 72L5 70L6 71V69H16V70H18V64L19 63H21V62H24L25 60H27L28 59V57L30 56H28L27 58H25L26 57V54H27V49H29V46H28V44L31 42V40H30V42L27 44V49H26V51H24V49H25V46L26 45H24V43H21V44H23L22 46H24V48L22 49L25 53H23V52H20V48H22V46H20L21 44H19L18 46H20V48H17V45H16V42H17V35H16V31L14 30V28H12V27H9L8 29H7ZM113 31V30H112ZM263 31V30H262ZM152 31H151V33L152 34H154ZM264 32V31H263ZM141 33H144V32H141ZM160 33V32H159ZM173 33V34H172ZM126 34V35H127ZM137 35V37H140V36H138V35H140V34H136ZM178 35H179V37H178ZM262 35V38H263V40H264V33L263 34H261ZM53 37V38H51V37ZM123 36H125L126 37V39H123V38H121V37H123ZM248 36H251V38L250 39H248ZM258 36V35H257ZM31 37V36H30ZM48 37V36H47ZM118 37V38H117ZM124 37V38H125ZM137 37H136V40H137ZM38 38V37H37ZM50 38H51V40H50ZM134 38V37H133ZM19 39V38H18ZM39 39V38H38ZM38 39H36V41H37V43L35 44L34 42H32V43H34V44H32V45H34V46H32L31 44V46L32 47H34V50H33V48L32 49H30L31 51L33 50V52L32 53H36V52H38V50L39 51H41L42 49H46L47 48V42L45 43L44 41H40L41 40V37H40V39L38 40ZM86 39H84V40H82V41H85ZM116 39V40H115ZM120 39H119V42H120ZM140 43L138 42V40L136 41L135 40V42L138 44V45H140V47L138 46V48L136 47V46H134V45H136V44H133V43H131V44H128L126 47L129 49V55L130 56H133V57H136V54H135V52L137 51V50H139L140 48L142 49V48H145V46L144 45H141L142 43H141V41H142V38L140 37ZM133 40V39H132ZM32 41H34L33 39H32ZM94 41V42H95ZM100 41V42H101ZM144 41L146 42L147 40H145V38H144ZM144 41H142V42H144ZM248 41H249V43H248ZM133 42V41H132ZM144 42V43H145ZM18 43H20V40L18 41ZM72 43V42H71ZM77 43V44H78ZM85 43H86V41H85ZM148 45L150 44V42H146ZM155 43H157V41H155ZM77 44H75V45H77ZM83 44H84V42H83ZM82 44V45H83ZM133 44V45H132ZM173 44V43H172ZM85 45V44H84ZM84 45H83V47H84ZM258 46H257V50H258V52L260 53V52H262L261 54V56L259 55V56H255L256 58H254L255 59V61H256V59H257V64H255V61H253V63L251 64V65H253L254 66V64L257 66V69H258V67H259V71L257 72V70H256V74L255 75H257L258 76V79L256 80V81H254L252 84H251V89H249V90H251L252 91V93L253 94H255L254 96H258V99H259V96H264V43H259V44H257ZM172 46V45H171ZM174 46V45H173ZM172 46V47H173ZM70 47H72V48H70ZM80 47V46H79ZM88 47V46H87ZM77 48V47H76ZM146 48L148 49L149 47H147L146 46ZM44 49V50H45ZM78 49V48H77ZM86 49V48H85ZM170 49H171V47H170ZM43 50V51H44ZM240 50V51H239ZM47 51V50H46ZM86 51V50H85ZM142 51V50H141ZM73 52V51H72ZM87 52V51H86ZM140 52V51H139ZM138 51H137V53H139ZM151 52V51H150ZM154 52V51H153ZM241 52H242V54H241ZM29 54H30V51L28 52ZM75 53V52H74ZM78 53H84V51L82 52V51H79ZM142 53V52H141ZM140 53V54H141ZM248 53V52H247ZM246 53V54H247ZM86 54V53H85ZM92 54V53H91ZM139 54V55H140ZM245 54V55H246ZM90 55V54H89ZM111 54H109V53H107V54H105V56L107 57V56H110ZM135 55V56H134ZM138 55V56H139ZM148 55H150V54H148ZM245 55H244V57H245ZM248 55V54H247ZM114 56H116V55H114ZM128 56V55H127ZM71 57V56H70ZM76 57H85V55H79V54H77V56ZM93 57V56H92ZM95 57V56H94ZM222 57H225L224 59L225 60H223L222 59ZM30 58V57H29ZM77 58V60H80V59H78ZM102 58V57H101ZM100 58V59H101ZM113 58V57H112ZM117 58V57H116ZM248 58V57H247ZM70 59V58H69ZM99 59V60H100ZM150 59H151V57H150ZM173 59H174V57H173ZM240 59V60H239ZM3 60H4V62H3ZM130 60H131V58H130ZM134 60H135V58H134ZM70 61V60H69ZM112 61V60H111ZM114 61V60H113ZM116 61V60H115ZM117 61H118V59H117ZM149 61V60H148ZM173 61V60H172ZM171 61V62H172ZM7 62V63H6ZM71 62V61H70ZM92 62H94L93 60L91 61H89L88 60V62L86 61V62H84V64H83V68H84V66H85V68L86 67H88V68H90L91 69V67L89 66V64H92L93 65V63ZM95 62H96V60H95ZM109 62H110V60H109ZM108 62V63H109ZM166 62V61H165ZM168 62V61H167ZM175 62V61H174ZM4 63H5V65H4ZM26 63V62H25ZM98 63H101V64H106V61L104 60V62L102 63V60H101V62L99 61H97L93 66H97V64ZM106 64V67L108 68V67H110V66H112V65H110V66H107V65H109V64ZM77 64H81L79 61H78V63ZM17 65V66H16ZM20 65V64H19ZM166 65V64H165ZM251 65H249L248 66V68L250 69V68H252L251 67ZM82 66V65H81ZM242 66H244V64H242ZM256 66H255V68H256ZM22 67V66H21ZM24 67V66H23ZM20 68V67H19ZM82 68V69H83ZM112 68V67H111ZM65 69V70H64ZM73 70V69H72ZM75 70V69H74ZM80 70V69H79ZM87 70V69H86ZM92 72L90 71L89 73L90 74H88L87 75V73L85 74L86 75V82H84L87 86L88 85H90L92 82H93V77L96 79L97 78V76L96 75H94V67H92ZM175 70V71H176ZM4 71V72H5ZM9 71V70H8ZM14 71V70H13ZM13 71H11V72H13ZM20 71V70H19ZM65 71V72H64ZM81 71V70H80ZM89 70H87V72H88ZM122 71V70H121ZM166 71V70H165ZM169 72H165V73H167L168 75L169 74H172V72L171 71H173V70H168ZM10 72V73H11ZM15 72V71H14ZM85 72V71H84ZM115 72V71H114ZM117 72V71H116ZM161 72V71H160ZM164 72V71H163ZM22 73V72H21ZM66 73H68V75H65ZM93 73V74H92ZM17 74H18V72H17ZM164 74V73H163ZM166 74V75H167ZM13 75H14V73H13ZM16 75V74H15ZM84 75V74H83ZM165 75V74H164ZM165 75V76H166ZM167 75V76H168ZM174 75V74H173ZM173 75H171L173 78H174V76ZM4 76V75H3ZM19 76H21V75H19ZM71 76V75H70ZM69 76V77H70ZM73 76V75H72ZM93 76V77H92ZM165 76H163V77H165ZM166 76V77H167ZM180 76H182L181 78H180ZM24 77V76H23ZM79 77V76H78ZM77 77V78H78ZM160 77V76H159ZM166 77L164 78V79H166ZM169 77V76H168ZM168 77H167V79L165 80V81H167L168 80ZM25 78H27V80L25 79ZM25 78H23V79H25V81H22V83L24 82V84H22V86L21 87H23V85H24V87L26 88V85L29 83L28 82V77H25ZM82 78V77H81ZM170 78V77H169ZM173 78L171 79V80H173ZM185 78V77H184ZM15 79V78H14ZM17 79V78H16ZM20 79H22V78H19V80ZM73 79V78H72ZM94 79V80H95ZM124 79V78H123ZM159 80H160V82H161V80H163V78H158ZM4 80H5V78H4ZM154 80V79H153ZM157 80V79H156ZM174 80H176V78L174 79ZM182 80V79H181ZM186 80H188V79H186ZM65 81V86H64V88H63V86L62 85H64V82ZM75 81V80H74ZM79 81H81L82 82V80H79ZM79 81L78 80H76L75 82H78V84L77 83H75V85L74 86H76V85H79L80 83H79ZM164 81V80H163ZM162 81V82H163ZM165 81H164V83H165ZM169 81V80H168ZM183 81V80H182ZM149 82V81H148ZM156 82H158V84H159V81H156ZM161 82V84H159V88H163L164 86L162 85V84H164V83H162ZM176 82H177V80H176ZM0 83V88L4 85L3 83L1 84ZM40 83V82H39ZM71 83V85L74 83V82H70ZM126 83V82H125ZM150 83H151V81H150ZM150 83H147V86H149L150 85ZM169 83V82H168ZM182 83V82H181ZM180 83V84H181ZM84 84V86H86ZM132 84V83H131ZM172 84H174L173 82H171V85ZM186 84H187V82H186ZM191 84H189V85H191ZM243 84V82L241 83V85ZM2 85V86H1ZM30 85V84H29ZM28 85V86H29ZM82 85H83V83H82ZM91 85H94V83H92ZM90 85V86H91ZM130 85V84H129ZM153 85H155V83H152V85L151 86H153ZM156 85H157V83H156ZM167 85V84H166ZM165 85V86H166ZM185 85V84H184ZM183 85V86H184ZM189 85H188V87H189ZM203 86V85H205L204 87L206 88V91H205V93H203L202 92V90H199L200 88V86ZM243 85H245V83L243 84ZM73 86V85H72ZM86 86V87H87ZM168 87L167 88H169V85H167ZM173 86V85H172ZM182 86V85H181ZM180 86V87H181ZM187 86V85H186ZM199 86V87H198ZM249 87L250 86V84L249 85H246L245 87ZM23 87V88H24ZM31 87H32V85H31ZM76 87H78V86H76ZM79 87H81L80 85H79ZM85 87V88H86ZM94 87V86H93ZM93 87L91 86V88H89V86L87 87L88 89H93ZM130 87V86H129ZM137 87V86H136ZM193 87H191L192 88V90H193ZM203 87V88H204ZM24 88V89H25ZM34 87H32V89H33ZM36 88V87H35ZM118 88V87H117ZM153 88V87H152ZM155 88V87H154ZM158 88V87H157ZM187 88V87H186ZM195 88H197V89H195ZM199 88V89H198ZM202 87H201V89H203ZM204 88V89H205ZM29 88H27V90H28ZM38 89V88H37ZM129 89V88H128ZM127 89V90H128ZM164 89V91H165V88H163ZM172 89H174L173 87H172ZM172 89H170V91L172 90ZM238 89V90H237ZM241 89V88H240ZM1 90H2V88H1ZM61 90V91H62ZM67 90V92L69 91V89H66ZM71 90V89H70ZM115 90V89H114ZM131 90V89H130ZM144 90H146L145 92H147V93H145L144 92V94L145 95H147V96H151L152 94H151V88H150V86H149V88L147 87L146 88V85H145V89ZM237 90V91H236ZM3 91V90H2ZM2 91H1V93H2ZM34 91H35V89H34ZM60 91V92H61ZM116 91V90H115ZM150 91V94H148V92ZM167 91V90H166ZM174 91V90H173ZM172 91V92H173ZM240 91V90H239ZM241 91H244V92H246L245 91V89H243V87H242V90ZM248 91V90H247ZM29 92V91H28ZM90 92V91H89ZM119 92V91H118ZM122 92V91H121ZM130 92H132V91H130ZM249 92V91H248ZM26 93H27V91H26ZM30 93V92H29ZM33 93V92H32ZM64 93V92H63ZM62 93V94H63ZM66 93V92H65ZM64 93V94H65ZM69 93V92H68ZM67 93V94H68ZM113 93V92H112ZM128 92H126V94L124 93H122V94H114L113 95V97H112V105L111 106H109L110 104H107L108 103V101L107 102H103V103H100V107H99V109H98V114L100 115V116H106L107 115V113L109 112V110H110V112H113L114 114H118V113H121L122 112V114H123V112H126V111H123V110H125V109H128V108H130V107H127V106H131V108H135V106L137 107L138 106V111H139V109H140V111L142 110V108L144 107V109L146 110V108L145 107H147L146 105L144 106L143 105V107L142 108H139L140 106H141V104H146L145 102H146V99H143V100H140V101H144L143 103L141 102V104H140V102H137V105H134V104H136V100H134L135 98H137V99H140L141 98V94L143 93V91H142V93L139 95V94H136V96L135 97H133L131 94H127ZM136 93V92H135ZM140 93V92H139ZM155 93V92H154ZM158 93V92H157ZM162 93H163V90H162ZM203 93V94H202ZM247 93V92H246ZM61 94V93H60ZM60 95V96H63V95ZM66 94V95H67ZM71 94V93H70ZM161 94V93H160ZM171 94V93H170ZM192 94V93H191ZM248 94H250V93H248ZM253 94H251V96L253 95ZM54 95V96H55ZM138 95L140 96V98L138 97ZM159 95V94H158ZM157 95V96H158ZM163 95V94H162ZM171 95H173V94H171ZM244 95H247V94H245L244 93ZM57 96H58V94H57ZM142 96H144V95H142ZM147 96H146V98H147ZM153 96V95H152ZM156 96V97H157ZM161 96V95H160ZM196 96V95H195ZM248 97L250 96V95H247ZM250 96V97H251ZM253 96V97H254ZM43 97V98H42ZM52 97V96H51ZM49 98V99H52V98H54V97H52V98ZM64 98H65V96H63ZM68 97V96H67ZM107 97V96H106ZM109 97H111V96H109ZM108 97V98H109ZM155 97V96H154ZM155 97V98H156ZM159 97V96H158ZM157 97V99H159ZM171 97V96H170ZM184 97V96H183ZM248 97H246L247 99H248ZM249 97V99H251ZM27 98V97H26ZM143 98H145V96L143 97ZM174 98V97H173ZM229 100V102L227 103L226 102V100L227 99ZM263 98V97H262ZM31 99V98H30ZM49 99H47V100H49ZM59 99V98H58ZM63 99V98H62ZM66 99V98H65ZM111 99V98H110ZM142 99V98H141ZM149 99V98H148ZM152 99V98H151ZM154 100V98L152 99V104L151 103H148V105L149 104H151L152 105V109H153V107H155L154 105H153V100L155 101V102H157L156 104L159 106V104H158V101H161V100ZM196 99H197V97H196ZM245 99V98H244ZM246 99V100H247ZM253 99V98H252ZM251 99V100H252ZM256 99V98H255ZM8 100V99H7ZM54 100H55V98H54ZM64 100V99H63ZM104 100V99H103ZM188 100H190V99H188ZM57 101V100H56ZM59 101H61V99L59 100ZM139 101V100H138ZM148 101H150V99L148 100ZM173 101V100H172ZM171 101V102H172ZM195 101V100H194ZM263 101V99L260 101V102H258L259 104L261 103ZM10 102H15V101H10ZM27 102H29L30 103V101H29V99H28V101ZM34 102H35V100H34ZM39 102V101H38ZM110 102V103H111ZM135 102V103H134ZM151 102V101H150ZM186 102H187V100H186ZM189 102H187L186 103V106H188L187 104L189 103ZM9 103V102H8ZM56 103V102H55ZM57 103H58V101H57ZM56 103V104H57ZM65 103V102H64ZM184 103V102H183ZM262 103H264V102H262ZM10 104V103H9ZM28 104V103H27ZM62 104L63 103H61V107H65V106H62ZM66 104V103H65ZM64 104V105H65ZM138 104H140V106L138 105ZM185 104V103H184ZM190 104H189V106H190ZM233 105V107L231 106V105ZM67 105V104H66ZM151 105H149V106H151ZM242 105V106H243ZM261 105V107H262V109L264 108V104H260ZM20 106V105H19ZM183 106V105H182ZM259 106V105H258ZM18 107V106H17ZM26 107V109L29 107V106H25ZM41 107V106H40ZM60 107V108H61ZM255 107V106H254ZM261 107H259V108H261ZM39 108V107H38ZM46 108L47 109H49L47 106H46ZM45 108V109H46ZM66 108V107H65ZM150 108V107H149ZM158 108H160V107H158ZM162 108V107H161ZM23 109H25V108H22V109H17L16 108V110L13 112V109H10V110H12L10 113H11V116H12V118H13V120H15V121H17V123L19 124V122L18 121H22L23 123H24V121H23V119H25L24 117H25V114L26 113H28V112H23ZM25 109V110H26ZM40 109V108H39ZM63 109V108H62ZM143 109V110H144ZM149 110V112L150 111H152V113L153 112H155L154 111V109L153 110ZM170 109V108H169ZM173 109V108H172ZM252 109V108H251ZM255 109V108H254ZM253 109V110H254ZM258 109V108H257ZM21 110V111H20ZM63 110H65V109H63ZM136 111V109H128L127 110V112L129 111V113H128V117H126V120H127V122H128V120H129V122L128 123H131V122H134V123H132L133 124V126H134V124H136V126L138 125V127H139V122H137V121H141V120H139L140 119V116L142 115V114H146V113H141V115H139V114H137V112H135ZM144 110V111H145ZM43 111V112H42ZM108 111V112H107ZM139 111V112H140ZM147 111V110H146ZM145 111V112H146ZM164 111H166V114H165V112ZM237 111V112H238ZM261 111V109L259 110L258 109V111L256 110V112L254 111V114L255 113H257V112H259V114L258 115H260L261 113H262V111ZM40 112V111H39ZM41 112L43 113V114H45V110H44V108H42L41 107ZM48 112V111H47ZM60 112V111H59ZM109 112V113H110ZM171 112V113H170ZM156 113V112H155ZM154 113V114H155ZM164 113V114H163ZM183 113V112H182ZM39 114V113H38ZM43 114H41V115H43ZM126 114V113H125ZM147 114H148V116H149V114L150 113H148L147 112ZM250 114H251V111H250ZM249 114V116H251ZM253 114V113H252ZM54 115V114H53ZM53 115H49V116H51V118L53 119ZM99 115H98V118H100L99 117ZM182 115H184V113L182 114ZM58 117H56V122H58L57 123V125L56 126H58L59 127V123H60V118L62 117V113H61V115L59 116V115H57ZM66 116V115H65ZM154 116V115H153ZM152 116V117H153ZM159 116H161V120H160V122L161 121H163V122H161V123H159L158 121H159ZM242 116V115H241ZM240 116V117H241ZM248 116V117H249ZM32 116H29L28 118H31ZM46 117H48V115L46 116ZM46 117H44V115L41 117L40 116V118L42 119H45ZM107 117V116H106ZM108 117H109V115H108ZM111 117V116H110ZM252 117H254V116H252ZM251 117V118H252ZM263 117H264V114H263ZM117 118V117H116ZM146 118V117H145ZM150 118H151V116H150ZM174 118H176L175 120H174ZM256 118V117H255ZM258 118V117H257ZM256 118V119H257ZM261 118V117H260ZM37 119H39V118H37ZM108 119V118H107ZM123 119H125V118H123ZM153 119V118H152ZM158 119V120H157ZM255 119V120H256ZM40 120V119H39ZM54 120V119H53ZM165 120V121H166ZM183 120V121H182ZM252 120V119H251ZM250 120V121H251ZM258 120V119H257ZM262 120V119H261ZM168 121V120H167ZM249 121V122H250ZM259 121H260V119H259ZM139 123V124H137V123ZM146 122L148 123V121H147V119H146ZM149 122H150V119H149ZM154 122H155V119H154ZM254 122V121H253ZM252 122V123H253ZM32 123V122H31ZM55 123V122H54ZM53 123V124H54ZM62 123V122H61ZM102 123H103V121H102ZM126 123V122H125ZM143 123V122H142ZM159 123V124H158ZM170 123V122H169ZM44 124V121H43V123H42V126H44L43 125ZM47 124H48V122H47ZM52 124V123H51ZM96 124H98V123H96ZM96 124H94V127L92 128V132H90V135L93 137V135L94 134H96L100 129L97 127V125ZM123 124V123H122ZM256 124V123H255ZM263 124V125H262ZM29 125V124H28ZM38 125V124H37ZM46 125V124H45ZM99 125V124H98ZM150 125V124H149ZM149 125L147 126V127H149ZM169 125V124H168ZM39 126V125H38ZM37 126V127H38ZM41 126V127H42ZM52 126V125H51ZM135 126V127H136ZM143 126V125H142ZM146 126V125H145ZM164 126V127H163ZM173 126V125H172ZM40 127V126H39ZM44 127H46V126H44ZM41 128V130L39 129V131H43V129H45V128ZM55 127V126H54ZM101 127H102V125H101ZM131 127H132V125H131ZM130 127V128H131ZM144 127V126H143ZM142 127V128H143ZM147 127H144V129L146 128V130H149V128L147 129ZM151 127H153V126H151ZM150 127V128H151ZM163 127V128H162ZM181 127V128H182ZM113 128V127H112ZM129 128V129H130ZM155 128H156V125H155ZM156 128V129H157ZM36 129H38V128H36ZM52 129V128H51ZM94 129V130H93ZM99 129V130H98ZM135 130L133 131V133L131 134V136L134 134V132L135 131H137V129L136 128H134ZM155 129V130H156ZM176 129V128H175ZM24 130V129H23ZM47 130V129H46ZM141 129H139L138 131H140ZM143 130V129H142ZM141 130V131H142ZM174 130V129H173ZM180 130V129H179ZM114 131V130H113ZM131 130H130V132H132ZM137 131V132H138ZM150 131H151V129H150ZM153 131V130H152ZM159 131V130H158ZM161 131V130H160ZM44 132H45V130H44ZM50 132H52L51 130H50ZM129 132V131H128ZM137 132H135V134L137 133ZM144 132H145V130H144ZM143 132V134H141L142 136H141V138L142 139H145L146 137H144L143 138V136H145L146 134H148L149 132L147 131L146 132V134ZM162 133H163V131H161ZM178 132V131H177ZM27 133H28V131H27ZM92 133V134H91ZM99 133V132H98ZM104 133H106V132H104ZM112 133V132H111ZM124 133V132H123ZM155 133V131H153V134ZM158 133V132H157ZM38 134H40V133H38ZM46 134H47V131H46ZM54 134V133H53ZM107 134V133H106ZM106 134H104V135H106ZM145 134V135H144ZM153 134H151V135H153ZM159 134V133H158ZM181 134V133H180ZM179 134V135H180ZM240 136H239V135ZM48 135H49V133H48ZM116 135V134H115ZM148 135H150V134H148ZM147 135V138L149 137ZM151 135H150V137H151ZM156 135V134H155ZM155 135H153V136H155ZM178 135V134H177ZM55 136V135H54ZM98 136V135H97ZM109 136V135H108ZM125 136V135H124ZM130 135H128V137H129ZM130 136V137H131ZM137 136V135H136ZM138 136H139V133H138ZM138 136H137V138L135 137V135H134V138H136V139H138ZM157 137H159V135H156ZM156 136L154 137L155 138V140H156ZM161 136V135H160ZM239 136V137H238ZM116 137V136H115ZM128 137H126L127 139H128ZM133 137V136H132ZM164 137V136H163ZM177 137V136H176ZM49 138V137H48ZM119 139V138H118ZM132 139V138H131ZM150 139H153L152 137L151 138H149V140ZM165 139V138H164ZM83 140V139H82ZM93 140V139H92ZM91 140V141H92ZM96 140H97V138L95 139V142H96ZM115 140V142L117 141L116 139H114ZM120 140H121V138H120ZM125 140V139H124ZM155 140H153V141H155ZM158 141V143H159V141H160V139L158 138L157 139ZM85 141V140H84ZM83 141V142H84ZM99 141V140H98ZM98 141H97V143H98ZM101 142H102V140H100ZM123 141V140H122ZM121 141V142H122ZM130 141V140H129ZM135 141V140H134ZM136 141H140L139 139L138 140H136ZM134 142L135 143V145H136V143H138V142ZM144 141V140H143ZM148 141V140H147ZM166 141V140H165ZM114 142V141H113ZM145 142V141H144ZM151 142V141H150ZM75 143H77V142H75ZM80 142H78L77 143V146H76V144H74L75 146L73 147L72 145L69 147L70 149L68 150L67 149V151H65V150H63V149H58V151L57 152H55V154H54V156L52 157V156H49V158L47 157V160L45 161L46 162V164H45V162L43 163V164H45L44 165V167H43V172L44 171H48L49 170V168L52 166V167H54L53 169H51L52 171H50L51 172V175L53 176V177H55V179L57 178V179H59L60 178V173H59V171H60V169H62V166L63 165H65V162H67V161H71V162H73L72 164V166H74V170L76 169H81V167L82 166H80L81 165V163H80V161L79 160H81V159H79V158H77L74 154H75V152H76V150L80 147V145L81 144H79ZM81 143H82V141H81ZM103 144H106V143H104V142H102ZM110 143V142H109ZM118 143V142H117ZM120 143V142H119ZM124 143V142H123ZM126 143V142H125ZM131 142H129V144H130ZM143 142H141L140 141V145L139 146H142L143 144H142ZM146 143V142H145ZM161 143H162V141H161ZM160 143V144H161ZM79 144V145H78ZM121 144V143H120ZM119 144V145H120ZM128 144V145H129ZM142 144V145H141ZM152 144H156V142H154V143H148V145H152ZM183 145V147H184V145L186 146V148H185V151L184 150H181L179 147L180 146H182ZM94 145H95V143H94ZM97 146H98V144H96ZM100 145H102L101 143H100ZM99 145V146H100ZM117 145V144H116ZM123 145V147L125 148V150H123L124 151V153H122V154H125V155H129V154H131L132 155V153H129V150L126 148V146L124 145V144H122ZM127 145V144H126ZM127 145V146H128ZM146 145V144H145ZM158 145V144H157ZM180 145V146H179ZM69 146V145H68ZM118 146V145H117ZM131 146H133V142H132V145ZM144 146V145H143ZM172 146H173V148H172ZM228 146H229V149H230V153H228ZM72 147V148H71ZM94 147V146H93ZM119 147V146H118ZM122 147V148H123ZM134 147V146H133ZM145 147V146H144ZM143 147V148H144ZM152 147H153V145H152ZM169 147H171V150H170V148ZM64 148V147H63ZM67 148V147H66ZM97 148V147H96ZM95 148V149H96ZM101 148V147H100ZM111 148V147H110ZM135 148H136V146H135ZM147 148V147H146ZM182 148V147H181ZM85 149V148H84ZM120 149H121V147H120ZM130 149V148H129ZM134 149V148H133ZM138 149V148H137ZM142 149V148H141ZM150 149V150H151ZM166 150V151H164V150ZM60 150V151H59ZM101 150V149H100ZM111 150V149H110ZM136 150V149H135ZM144 150V149H143ZM142 150V151H143ZM146 150V149H145ZM144 150V151H145ZM150 150H148V151H150ZM170 150V151H169ZM78 151V150H77ZM92 151V150H91ZM105 151V150H104ZM140 151V150H139ZM164 151V152H163ZM94 152H96V151H94ZM93 152V153H94ZM98 152V151H97ZM102 152V151H101ZM135 152H137V151H135ZM145 152H147V151H145ZM84 153V152H83ZM90 152H88V154H89ZM103 153V152H102ZM98 154V157L99 158H95V156H93V155H90L91 157L93 156V158H95V159H97V161H96V164H95V166H97L96 168H97V171H95V172H92V173H94L93 175H94V177H92L93 178V180L91 181L92 182V184L90 185V186H92V185H94L93 183L95 182V183H99V184H102V186L104 187H101L102 188V191L100 190V188L98 189L97 188V190H100V191H98V193L99 194H96L97 196H98V199H99V203H98V200L96 201L97 202V204H99L100 206H101V204H102V206H105L104 208L105 209H103V207H102V209H103V216H105L104 218L106 219V224H107V226H109V225H111V221H113L114 219H115V221H116V216L118 217H121V215H122V217L121 218H124V220H123V222L121 223L122 224V227H124L125 228V231L127 230V232L130 234V236H131V240H130V242H125L124 243V249L117 255V256H115V258L116 257H118L119 259L118 260H120V258H123V259H121V260H126V264H161V262H159L161 259L159 258L162 254H160V256H158V253H160L159 251H160V249L161 248H163V246L160 248L159 247V245L162 243H160L158 240H159V236H156V234H157V232L155 233L154 231H155V229H157L156 228V224L155 223H153V224H150L151 223V221H152V212L155 210V207L157 206V201H154V200H158V198L159 197H161L160 198V200H162V198H164L165 196H167V194L165 195V193H167L168 192V190H165V188L167 189V187H169V185L167 186V184H166V182H164L165 183V185L163 186V187H161L160 189H164L163 191L161 190L160 191V195H161V193H162V195L161 196H158V197H156L157 195H159V190L160 189H157L154 185L155 184H153L152 183V181L151 182H147V188H146V193H147V195L145 196V201H143L144 202V204H141L140 203V206H138V200H140V198H141V194H143L144 192H143V186L144 185H146V184H144L143 182V184L144 185H142V184H140L141 183V181H138L139 180V178H138V180H137V182H140V183H138V184H140V185H142V187H141V189H140V187L139 186H137L138 187V189H137V192H140L141 190V192H143V193H139V195H138V197L136 198V195H135V197H134V194H133V191L135 190H131L130 188H127L126 189V191H124V194L123 193H121V195H125V197H127V199H125V197H123L124 198V201H125V203H124V205L126 204V207L124 206V208H121V212H119L118 213V211H117V213L115 214L116 216L114 217V214H113V212L115 211V210H117V207L118 206H116V200H118V197H117V199H116V192L117 193H119L120 194V190H118V187L119 186H122L123 185V183H124V181H126V180H124V179H120L119 178V172L118 171H120L119 170V166H118V160L117 159H119V158H117L116 160H115V162H116V164L114 163V164H112V163H110L111 162V157H108V155L107 154H105V153H103V154ZM112 153H113V150H112ZM144 153V152H143ZM164 153V155H162V156H160L161 154H163ZM241 153L243 154V157H244V160H243V158H242V160H243V162L238 158V156L240 155V157H241ZM109 154V153H108ZM114 154V153H113ZM147 154V155H148ZM261 154V153H260ZM83 155V154H82ZM95 155H96V153H95ZM117 155V154H116ZM136 155V154H135ZM139 155V154H138ZM263 155H264V153H263ZM75 156V157H74ZM90 156H88L89 158H90ZM97 156V155H96ZM114 156H115V154H114ZM119 156V155H118ZM124 156V155H123ZM133 156V155H132ZM137 156V155H136ZM135 156V157H136ZM51 157V158H50ZM87 157V158H88ZM117 157V156H116ZM115 157V158H116ZM126 157H129V156H126ZM146 157V156H145ZM86 158V159H87ZM138 158H140V157H138ZM263 159H264V157H262ZM82 159H84V158H82ZM91 159V158H90ZM120 160V159H119ZM127 160V159H126ZM143 160V159H142ZM84 160H81V162H83ZM93 161H94V159H93ZM146 161V160H145ZM202 161L203 162H205L204 164H201L202 163ZM211 161V162H210ZM91 162V161H90ZM118 162V163H117ZM139 162V161H138ZM238 162H240V163H238ZM56 164L55 166H53V164ZM91 163H93V162H91ZM125 163V162H124ZM128 163V162H127ZM144 163V162H143ZM195 163V164H194ZM196 163H198V165L196 166ZM263 163H264V160H263ZM180 164V163H179ZM195 165V167L193 166H191V165ZM237 164H238V167H236L237 166ZM240 164V165H239ZM69 165H70V163H69ZM88 165V164H87ZM184 165V164H183ZM255 165V166H254ZM93 166V165H92ZM162 166V167H163ZM182 166V165H181ZM247 166H249V165H247ZM60 167V169H58ZM89 167V166H88ZM132 167V166H131ZM142 167V166H141ZM144 167V166H143ZM161 167V168H162ZM178 167L180 168V170L178 169ZM243 167H246V166H243ZM242 167V170L241 171H243V168ZM250 167V166H249ZM248 167V168H249ZM85 168V167H84ZM121 168V167H120ZM66 169V168H65ZM72 169H73V167H72ZM59 170V171H58ZM84 170V169H83ZM96 170V169H95ZM141 170V169H140ZM178 170H179V172H178ZM73 171V170H72ZM126 171V170H125ZM144 171V170H143ZM142 171V173H144ZM238 171V170H237ZM247 171V170H246ZM246 171H243L244 173L246 172ZM75 172V171H74ZM129 172V171H128ZM135 172V171H134ZM146 172V171H145ZM150 172H147L148 174L150 173ZM158 172V171H157ZM250 172V171H249ZM36 173V172H35ZM34 173V174H35ZM41 173V172H40ZM104 175V177H102L103 175ZM182 173H183V169H182ZM183 173V174H184ZM188 173H190L188 176H187V174ZM33 174V175H34ZM152 174V173H151ZM154 174V173H153ZM184 174V175H185ZM246 174V176H244V177H246V181H248L249 183H252V187L254 188V182L255 181H253V182H251V178L249 177L250 176V174L248 173V171H247V173H245ZM249 174V175H248ZM66 175V174H65ZM125 175V174H124ZM129 175V174H128ZM131 175V174H130ZM133 175H134V173H133ZM150 175V174H149ZM163 175V174H162ZM176 175V174H175ZM179 175H181V174H179ZM39 176V175H38ZM70 176H72V175H70ZM123 176V175H122ZM146 176H148V175H146ZM191 176V177H192ZM69 177V176H68ZM81 177V176H80ZM134 177V176H133ZM165 177V176H164ZM177 177V176H176ZM175 177V178H176ZM185 177V176H184ZM47 178V177H46ZM85 178V177H84ZM122 178V177H121ZM123 178H124V176H123ZM127 178H129L128 176H127ZM131 178V177H130ZM250 178V179H249ZM48 179V178H47ZM67 179V178H66ZM70 179V178H69ZM144 180L146 179V178H143ZM143 179H140V180H142L143 181ZM149 179V178H148ZM185 179V178H184ZM185 179V180H186ZM38 180V179H37ZM61 180H62V178H61ZM124 180V181H123ZM129 180H131V179H129ZM132 180H133V178H132ZM153 180V179H152ZM177 180H179V179H177ZM41 181V180H40ZM85 181V180H84ZM128 181V180H127ZM59 182H60V180H59ZM88 182V181H87ZM123 182V183H122ZM131 182V181H130ZM169 182V181H168ZM188 185L190 184V181L189 180H186L185 181ZM55 183V182H54ZM84 183V182H83ZM125 183H127V182H125ZM124 183V184H125ZM174 182H172V184H173ZM87 184V183H86ZM209 184V185H208ZM38 184H36V179L35 178H33V177H30V178H28L25 182H24V184L22 185V187H21V189L20 190H17L15 193H13L12 194V196H11V199H8V201H10V205H8V204H6V205H8V212H12L13 213V211L12 210H9L10 209V207L12 208V207H14V206H11L14 202H15V200L17 199V198H21L22 199V207H21V209H20V211L23 213V215H20V214H17L16 213V216H13V215H10V222L11 223H13L12 224V226H10V227H6L5 226V228L7 229V231H8V235L9 236H11V235H13V229H14V224H19V226L21 227V228H24L25 230H26V228L29 226V224H30V221H29V215L27 216V214H28V212H27V210H28V208L30 207V204H32V203H30L28 200H27V198L28 197H30L31 196V194H34V189L36 188V186H37ZM137 185V184H136ZM208 185V186H207ZM76 186V185H75ZM99 186H101V185H99ZM126 186L128 187L129 185L128 184H126ZM205 186H207L206 188H205ZM132 187V186H131ZM134 187H136V186H134ZM146 187V186H145ZM257 187V186H256ZM256 187L252 190V196L254 197V199L256 198V196H255V193L257 192V191H255V189H256ZM121 188H123V187H121ZM203 188H205V189H203ZM93 189H94V187H93ZM96 189V188H95ZM140 189V190H139ZM80 190V189H79ZM86 190V189H85ZM125 190V189H124ZM257 190V189H256ZM234 191V192H233ZM93 192V191H92ZM171 192V191H170ZM233 192V193H232ZM81 193V192H80ZM131 193H132V196H131ZM135 193V192H134ZM145 193V194H146ZM164 193V194H163ZM173 193V192H172ZM136 194V193H135ZM112 195V196H111ZM120 195V196H121ZM164 195V196H163ZM169 195H171V193H169ZM147 196H148V199H147ZM218 196H219V199H218ZM91 197H93L92 195H91ZM121 197V198H122ZM155 197H156V199H155ZM212 197V198H211ZM230 197V196H229ZM52 198V197H51ZM77 198V197H76ZM123 198H122V201H123ZM165 198H167L166 199V202H168V201H170V200H168L169 198H168V196L167 197H165ZM181 198H183V197H181ZM135 199H136V201H135ZM142 199V198H141ZM257 199V198H256ZM262 199V198H261ZM261 199H260V201H259V204H260V202H261V204H263L262 203V201H261ZM76 200V199H75ZM89 200V199H88ZM165 200V199H164ZM181 199H179L178 198V201H180ZM236 200V198L234 197V201ZM86 201V200H85ZM142 201V200H141ZM172 201V200H171ZM183 201H185L184 199H183ZM187 201V200H186ZM264 201V200H263ZM7 202V201H6ZM87 202H89V201H87ZM86 202V203H87ZM142 202V203H143ZM180 202H182V201H180ZM257 202V201H256ZM85 203V204H86ZM110 204V205H112V206H114V208H115V210L113 209L112 210V214H113V216H112V214L111 213H109V207L108 208H106V206H107V204ZM170 203V202H169ZM179 203V202H178ZM195 203H197V202H195ZM209 203H211V202H209ZM3 204V201H2V199L0 198V206ZM159 204V203H158ZM165 204V203H164ZM175 204H176V202H175ZM204 204V203H203ZM256 204V203H255ZM87 205H89V206H87L88 207V209H89V207H90V210H88L87 209V207L85 208V209H87V211H90V212H88V215H86L85 216V220H83V218L82 217H80V216H77V211H76V213H72L70 216H67V218L65 217V219L64 218H62V219H60L59 220V218H58V220H50V222H47L48 223V228H57L56 230H58V232H59V234L58 235H60V236H62L61 237V240H62V242L63 243H65L66 242V240L68 239V241H67V244L69 243H71L70 244V246H69V249L71 250V254H70V257H71V261H70V264H76V263H79L80 261H77L76 262V260H79V259H81V260H83L82 258L83 257H85L86 259H88L89 258V260L90 259H92V262H93V259H96V247H95V245H94V242L93 241H91L90 240V235L92 234V231H90V228L89 227H91L89 224H91L90 222H91V219H92V214H91V205L88 203ZM95 205V204H94ZM177 205H179V204H177ZM192 205L194 206V204L192 203ZM196 205V204H195ZM198 205V204H197ZM207 205H208V203H207ZM209 205H211V204H209ZM208 205V206H209ZM211 205V206H212ZM213 205V206H214ZM82 206V205H81ZM136 206H137V208H136ZM183 206V205H182ZM59 207V206H58ZM198 207V206H197ZM201 206H199V208H200ZM210 207V206H209ZM209 207H206L205 209H203L204 211H206V214L207 215H210V214H212L213 212V208H212V210L211 209H209ZM120 208V207H119ZM156 208H158V207H156ZM180 208H182L181 207V203H180ZM179 208V209H180ZM211 208V207H210ZM260 208V207H259ZM13 209V208H12ZM31 209H33L32 208V206H31ZM31 209H30V212H34V211H31ZM72 209V208H71ZM183 209H184V207H183ZM183 209H181V210H183ZM246 208H245V206L244 205H241V204H239V203H236V204H234L233 206H230V208H229V210H228V214L227 213H225L224 215H223V219L221 218L219 221H218V224L215 226V227H212V232L213 233H211L210 235L207 233V234H205V233H203L205 236H201V235H203V234H201V235H198L197 233L195 234V236L196 235H198V237L196 238V240H195V245H194V248H192V247H190V246H188L187 245V243H186V245H184V242H180L181 244H179L180 246H181V248L179 247V249H178V247H176L175 245L177 244H171L170 243V245H173V246H175V250H173V251H171V253H169V252H167V253H165L166 255H167V257H168V255L169 254H172V252H173V254H175V252L174 251H176L177 249H178V251H180V253L181 254H183V255H181V256H184V257H186V262H184V264H199V262H201L202 260H201V256H200V254H202L203 252H204V255L206 254L207 255V257H209L210 258V256H211V258L213 257V256H217L218 257V259L220 260V261H225V258H226V256L229 254V256H230V254L233 252V254H234V252H239V254H241V257L242 258H244V264H261V263H263L264 264V230H262L261 231V233H260V236H256L254 233H252V234H249V227L247 226H245L244 224H245V220H246V218H247V211L245 210ZM261 209H262V207H261ZM74 210V209H73ZM180 210V212H182ZM197 210V209H196ZM120 211V210H119ZM177 211L179 212V210L177 209ZM200 211V210H199ZM73 212V211H72ZM75 212V211H74ZM197 212V211H196ZM27 213V214H26ZM152 214V215H151ZM182 214V213H181ZM180 214V216H182L181 217V219L179 220V222L181 223V225L182 224H184L185 222H187L188 220H189V218L191 217V213H188L189 215H187V216H183V215H181ZM204 214V213H203ZM9 215V214H8ZM76 215V216H75ZM79 215V214H78ZM156 215V214H155ZM30 216H32V214L30 213ZM59 216V215H58ZM57 216V217H58ZM102 216V217H103ZM154 216V215H153ZM164 216V215H163ZM163 216L161 217V218H163ZM179 216V217H180ZM156 217H158V216H155V218ZM226 217H227V219H226ZM165 218V217H164ZM176 218H178V217H176ZM57 219V218H56ZM154 219V218H153ZM158 219V218H157ZM179 219V218H178ZM209 219V218H208ZM154 220H156V219H154ZM153 220V221H154ZM161 220H163V219H161ZM1 221V220H0ZM110 222V224H108ZM155 222V221H154ZM176 222V221H175ZM178 222V224H180ZM215 222H216V220H215ZM3 223V222H2ZM50 223V224H49ZM114 223V222H113ZM1 224V223H0ZM216 224V223H215ZM87 225H89L88 226V228H87ZM186 225V224H185ZM189 225V224H188ZM205 225V224H204ZM247 225H248V222H247ZM35 226V225H34ZM106 226V227H107ZM196 226V225H195ZM245 226V227H244ZM4 227V226H3ZM98 227V226H97ZM259 227H261V224H260V226ZM109 228V231L111 230V228H110V226L108 227ZM123 228V229H124ZM190 228V227H189ZM240 228H242L243 230H244V233H243V235L241 236V238H239V249H238V247H236V245L234 244L233 245V243H232V240H230V236L232 235V233H234V232H236V231H238V229H240ZM0 229H1V227H0ZM49 229V230H50ZM113 229H114V227H113ZM119 229H121V228H119ZM177 229V228H176ZM198 229V228H197ZM32 230V229H31ZM47 230V229H46ZM163 230H164V228H163ZM162 229L160 230V231H163ZM165 230H168V229H166L165 228ZM164 230V231H165ZM172 230H173V228H172ZM196 229H195V227H192V230H191V232H196L195 231ZM30 231V230H29ZM51 231V230H50ZM160 231L158 232V235H159V233H160ZM180 231H181V229H180ZM179 231V232H180ZM25 232V231H24ZM27 232V231H26ZM34 232V231H33ZM49 232V231H48ZM57 232V231H56ZM91 232V233H90ZM99 232V231H98ZM170 232V231H169ZM176 232V231H175ZM204 232V231H203ZM27 233H29V232H27ZM117 233H119V232H115V234H117ZM35 234V233H34ZM67 234H69V235H67ZM121 234V233H120ZM166 234H168V233H166V231L165 232H163V233H161L160 234V236H163V237H165V236H167ZM181 234V233H180ZM56 235V234H55ZM57 235V236H58ZM113 235V234H112ZM119 235V234H118ZM190 235V234H189ZM14 236V235H13ZM171 236V235H170ZM183 236V235H182ZM87 237L89 238V239H87ZM110 237V236H109ZM112 238H113V236H111ZM123 237V236H122ZM238 237V236H237ZM244 237V241L242 242V238ZM9 238H11V237H9ZM15 238V237H14ZM14 238H12L13 240H11L10 242H7L6 240H4L3 238L1 239L0 238V261L1 260H4V264H23V262L21 263V262H19L18 261V259H16L13 255H12V252H13V250H14V247H15V245H17V244H14ZM87 239L88 241L90 240V244H91V247H88V249H92V253L91 254H87L86 253V255H84L85 253H83V255L82 254H77V250L79 249L78 247H79V245L80 244H82L83 243V239ZM100 238V237H99ZM114 238H115V236H114ZM130 238V237H129ZM166 238V237H165ZM181 238V237H180ZM70 239V240H69ZM238 239V238H237ZM36 240H37V238H36ZM108 240V239H107ZM166 240H167V238H166ZM176 240V239H175ZM177 240H179V239H177ZM190 240V239H189ZM240 240H241V243H243V244H245V241L249 244V245H251V246H248L247 248L245 247L246 245H241V243H240ZM9 241V240H8ZM70 241V242H69ZM80 241H82V242H80ZM87 241V242H88ZM108 241H110V245H111V240L109 239ZM172 241V240H171ZM184 241V240H183ZM93 242V243H92ZM158 242L160 243V244H158ZM167 242H168V240H167ZM186 242V241H185ZM189 242V241H188ZM227 243V245H226V243ZM22 243V242H21ZM122 243V242H121ZM225 243V244H224ZM66 244V243H65ZM64 244V245H65ZM89 244V243H88ZM97 244H98V242H97ZM163 245H165V240H164V243H162ZM83 246H84V244H82ZM82 245H80V246H82ZM107 246V247H105V249H104V251L105 250H107V249H109V250H112V248L113 247H111V246ZM114 244L112 243V246H113ZM168 245V244H167ZM178 245V244H177ZM87 246H89V245H87ZM97 246V245H96ZM99 246V245H98ZM172 246V247H173ZM165 247H166V245L164 246V248L163 249H165ZM169 247H171V246H169ZM168 246H167V250L166 251H169L168 250V248H169ZM251 247V248H250ZM31 248V247H30ZM97 248H99V247H97ZM107 248V249H106ZM115 248V247H114ZM195 248H197V249H199V251L196 249V253H198V252H200V253H198V254H195ZM249 248V249H248ZM39 249V248H38ZM90 249V250H91ZM130 249H132V251L130 252L129 250ZM170 249V248H169ZM172 249V248H171ZM194 249V251H192ZM238 249V250H237ZM251 249V250H250ZM30 250V249H29ZM80 250V249H79ZM78 250V251H79ZM108 250V251H109ZM22 252V251H21ZM25 252V251H24ZM84 252V251H83ZM85 252H87V250H85ZM98 252V251H97ZM161 252H162V249H161ZM191 252H192V254H191ZM193 252H194V254H193ZM75 253V254H74ZM80 253H82V252H80ZM100 253V252H99ZM99 253H97V254H99ZM103 253V252H102ZM107 254H108V252H107ZM173 254H172V256H173ZM17 255V254H16ZM37 255V254H36ZM74 255H76V256H74ZM104 256H105V253L103 254ZM102 254L100 255H97V256H103ZM114 255V254H113ZM176 255H177V251H176ZM178 255H179V253H178ZM203 255V256H204ZM108 256V255H107ZM114 257V256H113ZM113 257H111V258H113ZM163 256H161V258H162ZM170 257V256H169ZM174 257H176V256H174ZM178 257V256H177ZM240 257V256H239ZM238 257V258H239ZM99 258V257H98ZM104 258V257H103ZM179 258V257H178ZM180 258H182V257H180ZM214 258V257H213ZM212 258V260H214ZM260 258V259H259ZM85 259V262L87 261ZM160 259V260H159ZM164 259V260H163ZM202 259H203V257H202ZM204 259H206L205 257H204ZM261 259H263V260H261ZM87 261V262H90V261ZM104 260V259H103ZM175 260H177L174 264H180L181 263V261L179 260V259H175ZM183 260H184V258H183ZM211 260V259H210ZM235 260V259H234ZM257 260H260V261H257ZM21 261V260H20ZM84 261V260H83ZM83 261H81V263L80 264H82V262ZM111 261V259H109V257H105V260H104V262L102 263V264H108V262H110ZM113 261L114 260H112V263H113ZM161 261H164V262H166V264H171V263H168L167 262V260L165 261V258L163 257L162 258V260ZM207 261L209 262V259H207ZM84 262V263H85ZM170 262V261H169ZM211 262V261H210ZM83 263V264H84ZM118 263V262H117ZM86 264V263H85ZM91 264V263H90ZM94 264V263H93ZM120 264V263H119ZM162 264H164L163 262H162ZM203 264H204V262H203Z\"/></svg>",
	"mask_w": 264,
	"mask_h": 264
}]
</instances>
